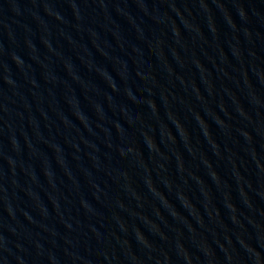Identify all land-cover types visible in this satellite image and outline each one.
I'll return each instance as SVG.
<instances>
[{
  "label": "water",
  "instance_id": "1",
  "mask_svg": "<svg viewBox=\"0 0 264 264\" xmlns=\"http://www.w3.org/2000/svg\"><path fill=\"white\" fill-rule=\"evenodd\" d=\"M0 264H264V0H0Z\"/></svg>",
  "mask_w": 264,
  "mask_h": 264
}]
</instances>
